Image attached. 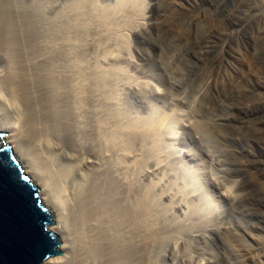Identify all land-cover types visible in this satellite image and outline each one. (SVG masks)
<instances>
[{
    "label": "bare ground",
    "instance_id": "obj_1",
    "mask_svg": "<svg viewBox=\"0 0 264 264\" xmlns=\"http://www.w3.org/2000/svg\"><path fill=\"white\" fill-rule=\"evenodd\" d=\"M74 1L68 3L69 5L66 6L67 8L61 12L58 7V0H0V132L5 133L2 138L3 145L14 147L17 157L22 161L27 176L41 190L45 207L52 211L57 218V222L52 227V231L62 234L63 244L58 247L60 255L51 256L43 264H154V250L156 249L154 248V242L157 241L155 237L158 239L159 237L158 235L156 236L158 232H156L157 229L155 228V213H153L155 211H153L152 202L157 199L152 198V194L150 193L152 190L149 191L151 187H148V190L146 189L147 191L145 189L139 190L137 182L127 177L125 166L122 164V158L127 150L125 149L126 151H123L122 141L128 138H125V134H128V136L133 134L134 137H140L138 134L139 131L142 127L147 129L150 125V122L148 123L147 120L155 117L157 113L153 114L151 112L153 114V116L149 114L151 117L144 114L146 116L143 117V119L145 118L144 121H139L142 117L136 121V117L134 116L133 118L135 120L128 119V121H125L124 117L121 115L122 108L120 109L119 103L115 102L116 97L114 101L111 97L112 95L108 96L105 94L107 91L110 92L111 89L104 92V87L106 86L104 76L107 75L106 73L108 71L105 73V71H102L103 69L101 70V67H99V69L98 66L92 64V56L89 55L88 49L90 45H94V49L101 51V53L100 51L97 53L102 54V57L105 58H107L106 55L110 54L111 56L113 52L117 54L118 52L115 53V50H119L124 44L123 42L126 39L124 36H126V33L131 32L134 28L136 30L137 26L143 25L144 27H153L154 25L161 24L166 16L169 15L166 13L164 16L160 11L161 17L158 16L159 11L157 8L161 9V7H158L157 2L154 3V11L145 22L141 1L120 0L121 2L118 1L119 3L114 5L110 4L111 6L109 4H107V6H105L106 4H97L94 0ZM176 1L178 2V0L174 2L176 3ZM187 1L192 3L195 0ZM171 3H173V1L169 2L170 6ZM207 3L205 4L207 5ZM248 3V6L245 3L244 8L240 0H233L231 4L226 5L224 10H222L223 8L221 9V13L218 10L220 17L217 16L218 18L210 19L212 22H208L207 19L204 18L206 19L204 20L205 23L207 21L208 23H213L212 27L213 25L217 26L213 27L217 28L216 32L218 28L224 27L225 24V27L228 26L231 28L230 31L232 30V34L242 35L244 43L241 46V53L244 57V61L242 60L240 63L241 66L242 64L244 66V73L237 75L233 79L229 78L226 82L222 83V86L229 89L228 94H226L225 90L223 92L217 88L218 76L225 66L224 60L221 58L219 61H217L218 59L215 61L208 57L201 60L202 58H200V68H197L199 64L196 68L199 69V71H197V78L201 84L196 91L193 102H197L199 109L203 107L206 110L210 109V107L204 104V100L207 96L209 97V95L222 107H226L228 102V104L234 102V108H236L235 114H238L240 118L238 122H240L242 126H250L257 138L256 144L259 145L258 147L263 152L264 157L263 115L259 111H254L257 103L254 102L255 99L252 100L250 98L251 96H249L250 93L252 95L256 93L260 94L257 96L261 98L262 103L264 102V78L262 80L264 74L262 76L261 73L258 72L259 70L254 66V62L259 61H255V59L259 56L257 55L259 53L257 48H259L260 45L256 48L255 45L257 44L252 40V37H256L257 39L259 37L264 39V37H262L263 35L261 36L259 27H257L258 29L256 28L257 30L253 29V34L250 35L252 32H249L250 34L246 33L245 26L247 25L245 23L242 24L241 21L234 20L235 16L246 13L247 11L252 19H263L264 2L263 4H259L256 0H251ZM211 4L213 5V3ZM172 10L174 11V9ZM207 10L209 11V9ZM198 19L199 17H197V15H195V17L188 16L187 23H197ZM184 21H186V19H184ZM208 23L207 27L209 26ZM260 24L263 23L261 22ZM195 25L194 27L198 29V24ZM97 26L99 27L97 28ZM186 27H188V25H186ZM202 27L205 28L204 25ZM248 27L249 26H247V28ZM119 30L122 31V34L124 32L125 35H119ZM211 30L213 29L211 28ZM85 31L86 33H84ZM214 31L212 34H215ZM183 32L181 33L182 35H184ZM209 32L211 31L209 30ZM88 33H91L92 36H103V42L109 40L111 42L109 45L113 43L114 49L111 46L113 52L107 43L104 44L103 42L98 43L96 40L94 41L90 34L89 36L91 39H89V36L87 37ZM261 33H264V31L262 30ZM188 34L190 36L191 33H187V35ZM84 38H88L87 42H85L86 40H84ZM183 38L179 37V40L182 39L183 41ZM201 39H199L200 42L197 40L198 43L196 47L202 52H208L211 46L217 51V47L214 48L216 45H218L219 50L221 49L224 54L231 49V43L227 42V39L220 41V37V42H215L218 43L216 45L213 44V42L216 41L214 38L212 39L213 41H204L203 39L205 38H203L202 41ZM263 39H261L262 42L264 41ZM185 41H187V39H185ZM125 42H128V40ZM177 42L178 39L176 40V45H178ZM90 49H92L91 46ZM89 51L92 52V50ZM197 51L198 50L195 52L197 53ZM198 52L200 53V51ZM196 56L199 57V54L194 55V57ZM114 58L112 59L115 60ZM261 71L264 73V70ZM108 73L112 74L113 71H109ZM177 73H179V71ZM116 78L117 77H115L114 80H116ZM169 78L170 83L178 88L179 86L173 81L172 77ZM250 80L255 81L258 89L257 91L250 92L248 90L247 82ZM144 82H148V80ZM107 104L112 105V110L109 109ZM217 108L218 107H216V109ZM219 109L220 108H218V110ZM179 110L178 108V111ZM228 110H230V108ZM228 110L226 113L225 111L222 112L223 114H216V112L214 113L213 111L211 116H205V119L198 117L194 120L192 116V119L187 121L185 125L197 131L200 129L198 124H206L210 130V135L206 139H200V141H203L205 154L212 157L214 156L213 158L216 157L217 160L219 159L226 166L241 168L245 171V176H249V181L252 180L255 187L260 190V193L261 191L264 192V160L262 164L253 165L250 159L239 157V149L235 143H239L240 138L242 139L243 137L236 134L237 128L231 125V120L233 116H235L233 113L234 110ZM161 113L163 116L166 114V111H161ZM187 115L188 114H186V117ZM160 116L161 114L151 121H156L157 117L160 121ZM238 116L236 117L238 118ZM147 117L149 118L146 120ZM164 117H162V119L164 118L165 121H162H164V125L167 124L168 126L169 123H166V120L169 119L170 116L168 115V118L167 115ZM169 120L171 121L172 118ZM162 121L159 122V124L161 123L159 126L162 125ZM152 124L154 126V123H151L150 127L153 128ZM176 124L177 123H174V125L171 126L172 130L170 132L168 131L171 129V124L168 126L170 129L167 128L168 131L165 129L167 131L166 134L168 133L170 142H174L176 138ZM209 124L219 129L214 130ZM145 125L146 128L144 127ZM228 127L230 128L229 130H227ZM164 128H166V126H164ZM150 129H147V131L150 132ZM154 129L151 131V133H153L151 138L154 136L155 130H157ZM232 130H235L234 133H230ZM238 130L240 129L238 128ZM144 131L145 130H143V132ZM147 131H145L143 138H145L146 134H149L146 133ZM140 134L142 135V133ZM251 134L253 135V133ZM156 136L157 139L155 141L159 143L158 135ZM151 138H149V140ZM153 138L151 141H153ZM250 138L247 140H250ZM138 140L137 137L136 141L138 142ZM145 140L147 141L146 138L144 141ZM125 141L126 140H124V142ZM159 144L161 145V143ZM130 145L134 147L133 144ZM167 145L168 144H166V148ZM171 145H173V143ZM152 146L154 147V144ZM162 146L164 147V145ZM200 146L202 148V143ZM138 147L139 146H137V148ZM141 147H143V145ZM173 148L174 147L171 149ZM156 150H158V148ZM197 150L199 149H196V151ZM129 152L131 153L132 151ZM150 154L148 153V155ZM169 158H171V156ZM143 160L145 161L146 159ZM133 161H137L136 157ZM144 161L142 162L143 164L145 163ZM134 164L136 165L137 163ZM130 165L132 166V164ZM138 168L139 166L137 169ZM132 169L134 170L135 168ZM139 169L141 170V168ZM199 169L201 170V168ZM245 173H243V176ZM128 175L130 174L128 173ZM243 176L242 174L238 175L237 178L235 174L232 176L233 178L229 176L231 177L229 179L232 185H227V183H229L228 180L224 183L227 186L220 185V188L221 190H229L232 200L246 208L245 205L249 204L248 202H250L253 197L248 187L251 182L248 185V181L246 180V184ZM132 179L135 180V178ZM192 179L193 178H191V180ZM176 183L174 185H176ZM190 184H194V181ZM188 186L190 187V185H187V187ZM184 187L181 186V189ZM182 193L185 195V192L182 191ZM175 195L177 194L175 193ZM176 197H178V195ZM174 201H176V198ZM252 205H254L253 201ZM255 205V207L262 212V215L258 214L257 216H264V204L258 203V205ZM209 208L210 207H208L206 211ZM248 208L249 207L246 209L248 210ZM210 210L212 211L211 208ZM207 212H209V210ZM207 212L206 215H209ZM198 213L201 214L202 210L201 212H197V214ZM197 214L195 217L199 219ZM200 214L198 215L201 216ZM205 216L202 218L203 221H199L200 223H195V220L194 223H190L188 227H193L196 230H204L205 226L211 227L214 225L221 234L227 247L229 246V250L231 247V251L234 252V254L232 252L231 254L235 258L239 257L241 261L246 264H264V239L261 235V233L264 234V229H262L260 225L253 226V229H256L258 232L254 235L249 231H241L239 224L235 223L230 217L218 220L217 223H214V219L205 220ZM171 228L172 227H170V229ZM160 229L162 228L160 227ZM175 230L176 227L174 228V231ZM172 231L171 229V232ZM176 231L178 232V230ZM247 236L255 243L257 242V246L252 247L247 245L244 241V239H247ZM173 239H176L174 235ZM191 259L193 260L194 258L191 256Z\"/></svg>",
    "mask_w": 264,
    "mask_h": 264
},
{
    "label": "rangeland",
    "instance_id": "obj_2",
    "mask_svg": "<svg viewBox=\"0 0 264 264\" xmlns=\"http://www.w3.org/2000/svg\"><path fill=\"white\" fill-rule=\"evenodd\" d=\"M71 1L73 2L74 0H58L59 10L61 12L64 11V9L67 8L66 6L69 5L68 3H71ZM85 1H87V0H85ZM94 1L97 4H102V5L106 4L105 6H107V4H109V5L113 4L114 5V4H118L119 2H121L120 0H94ZM135 1H137V2L141 1L142 2L141 3L143 6L142 12H143V17L145 18V22H146L147 18L150 17L152 12L154 11V3L155 2H157L158 7H161V9L157 8V10L159 11L158 16L161 17L160 11L162 12V14H164V16L167 13L169 16H166V18L164 19V21H166V20L167 21L166 22L163 21L161 24L154 25L155 27L154 26L153 27L152 26L151 27H144L143 25H141L139 27L137 26L136 30L134 28L131 32L126 33V36H124V37H126V39L124 38L125 39L123 42L124 44L122 45V47L119 48L120 51L115 50V53L118 52L117 54H114V52H113L114 45H113V43L111 45H109L111 43L109 40H107V42H103V36H101V37H98L96 35L92 36L91 33H88L87 37L90 34V36H92L94 41L96 40L98 43L103 42L104 44L107 43L108 46H110V49L112 46L113 49H111V50L113 53L111 54V56H110V54L106 55L107 58L102 57V54H100L101 51L94 49V47H95L94 45H90L92 47V49H90V46H89L88 52H89V55L92 56L91 57L92 64L98 66V68L101 67V70L103 69L102 71H105V73L107 71L108 72L113 71L112 74L107 72L106 73L107 75L104 76L105 85H106L104 87V92L111 89L110 92L107 91L108 93L105 92V94L108 96L112 95L111 97L113 99L116 97L115 98L116 101H115V99H114V101L116 103L117 102L119 103L120 109L122 108L121 109V115L124 117L125 121L126 120L128 121V119L129 120H131V119L135 120L133 118V116L136 117V121H138L137 119H140L141 117H142L141 118L142 120L140 119L139 121H144L145 118L143 119V117L145 115L149 116V114H151L153 116V114L157 113V115H155V117L156 116L159 117V115L161 114V116H160L161 120L160 121L157 119L158 117L156 118V121H153V122L151 120H154L155 117H152V119L147 120L149 117H151V115L146 118L148 123L150 122L149 123L150 125L148 126L147 129H150V128L151 129L149 132V131H147V129H144L142 127V129H141L142 131L140 130L138 133L140 135V137L137 136L139 139L138 142L140 141L139 143L136 141L137 137H134L133 134H130L131 136L130 135L128 136V134L127 135L125 134V138L126 137H128V138L123 139V141H122L123 142L122 143L123 144L122 145L123 151L125 152L127 150L125 152L123 158H122L123 159L122 164H123V166H125V171L127 173V177L130 180L137 182V184H138L137 187L139 186V190H142V189L148 190V187H151L149 190V191L152 190V192H150L152 194L151 196H152V198L157 199L156 201H153L154 204L152 202L153 211H155V212H153V213H155L154 214L155 228L158 230V231L156 230V232H158V233H156V236L158 235V237H159V239L157 237H155L157 239V241L154 242L155 246L153 244L154 248H156L154 250V264H246V263L242 262L239 257L235 258L231 254V252H232L231 247L229 250V248H228L229 246L227 247V245L225 244V242L222 239L221 234L219 233L218 229L214 227V225H212L211 227L205 226L204 230H202V229L196 230L193 227H188L189 224L190 223L193 224L195 220H196L195 223L196 222L200 223L201 221H203L202 218H204V216L206 215V212L209 210V212H212V213L207 212V214H209V215H206L208 218L205 216V220H207V219L210 220L212 218V219H214V223H217L218 220H222V219H225L227 217H230L235 223L239 224V228L241 231L242 230L249 231L254 235H256L258 232L256 229H253V226L260 225L262 227V229H264V216H257L258 214L262 215V212H260V210L257 209V207H255L256 206L255 204H257V205H258V203L264 204V192L261 191V193H260V190L257 187H255V185L253 184L251 179H250L251 181H249V176L248 177L245 176L246 173L241 168H237L236 166H226V165H224V163L222 161H220L219 159L217 160L216 157H215L216 158L215 159V158H213L214 156L212 157V156H208L205 154L202 140L208 138V136L210 135V130L206 124H204V123L198 124L200 129L197 131H195L194 128H191L189 126L186 127V125H185V124H187V121L191 120L192 118H194V120H196V118H198V117L205 119V116L206 117L211 116L213 111H214V113L216 112V114L217 113L223 114L222 112L225 111V113H226L227 110L230 108V110H228V111L234 110L233 113L235 114L236 108H234V106H235L234 102L233 103L230 102L231 104H228L229 103L228 102L226 107H222V106H219L218 103H216L217 101L215 102V100H213L210 95H209V97L212 100H210L208 96L204 100V102H205L204 104H206L207 107H210V109H208V110L204 109L203 107L199 109L197 102L196 103L193 102V98H195L196 91L201 84L197 78V71H199V69H197V68H200V62H201V61L199 62L200 58H202L201 60H203V58L205 59L206 57L212 58L215 61L217 59H218L217 61H219L221 58H222V60H224L225 66H224L223 70L221 71V74L218 76L217 88H218V90H221L223 92L225 90L226 94H228L229 89L227 87L222 86V83L226 82V80H228L229 78L233 79L237 75L244 73V66H243V64L241 66V63H240L242 60L244 61V57L242 56V53H241L242 52L241 46L244 43V39L242 38V35L232 34V30L230 31L231 28L228 26L225 27V24H224V27H221L220 29L218 28V31L216 32L217 28H213L216 25L215 26L213 25V27H212L213 23H208V22H212L210 19L220 17L219 11L221 13V11L226 8V5L231 4L233 0H206V1L205 0H195L192 3H189L187 0H182V1L178 0V2L176 1V3L174 2L175 0H135ZM170 1H173V3H174V4L171 3V6L169 4ZM180 1L182 4L180 3ZM207 1L210 4H208ZM237 1H239V0H237ZM240 1H241V4H243V6L245 8V3L248 6L249 5L248 2H250L251 0H249V1L248 0H240ZM256 1L259 4H261V3L263 4V2H264V0H256ZM205 3H207V5ZM211 3H213V5ZM210 5H212V6H210ZM181 6H182V8H181ZM212 7H215V8H212ZM171 8L174 9V11ZM207 9H209V11ZM192 12H193V14H192ZM202 12H203V14H202ZM246 13L239 14L238 16H235L234 20L241 21L242 24L245 23L247 26H249L248 28H247V26H245L246 28L245 27L244 28L246 29L247 34H250L249 32H252L250 35L253 34V31H252L253 29L255 30L257 27H259L260 34H261V36L263 35L262 37H264V33H261L262 30L264 31V27H263L264 26V18L263 19L260 18V20L259 19H252L249 16L248 11ZM195 15H197V17H199V19H198L199 23L197 22V23L191 24L188 22L189 23L188 24L187 23L188 16L195 17ZM204 18H206L208 22L206 21V23H205L204 20H206V19H204ZM208 18L210 21L208 20ZM184 19H186V21H184ZM182 20L184 21V23ZM259 22L260 23L262 22L263 24H260ZM207 23L209 25L208 27H207ZM185 24L188 25V27H186ZM195 24H198L197 25L199 27L198 29L196 27H194ZM189 25H190V27H189ZM203 25L205 26V28L202 27ZM173 26H175V27H173ZM98 27L99 26H97V28ZM209 27H211L213 30H211V28H209ZM183 30H184V32H183ZM209 30L211 32H209ZM213 31L215 32V34L214 33L212 34ZM119 32H120L119 35H121L122 31L119 30ZM182 32L184 35L181 34ZM84 33H86V31ZM187 33H191L190 36H189V34L187 35ZM123 34L125 35L124 32H123ZM123 34H122V36H123ZM208 34H209V36H208ZM90 36H89V39H91ZM182 36L185 38H183ZM179 37L183 38L184 40L183 41H182V39L179 40ZM220 37H221L220 41H222V40L224 41L227 39L226 41L231 43L230 44L231 49L229 51H227L225 54L222 53L223 51H221V49L219 50L218 45H216L218 43H215V42H220L219 41ZM201 38L202 39L205 38V39H203L204 41L205 40L213 41L212 39L214 38V40H216V41H214L213 44L216 45V46L214 45L215 46L214 48L217 47L216 48L217 51L213 49V46L209 47L211 52H210V50H208V52L204 51L205 52L204 53L201 50H199L196 47V45L198 43L197 40H199ZM231 38H232V40H231ZM255 38L252 37V40L255 44H257V45H255L256 48L260 45L259 48H257L259 50L260 54L259 53L257 54L259 56H257L258 58L256 57L255 61L259 60L260 62L259 61L254 62V64H255L254 66L259 70L258 72L261 73V75L263 76L264 73H262L261 70H264V57H263L264 56V44H263L264 41L262 42V40H261L263 38H260V37L258 39L257 38L255 39ZM177 39H178V42H177L178 45H176ZM185 39H187V41H185ZM84 40H86L85 42H87L88 38L87 39L84 38ZM126 40H128V42H125ZM108 41H109V43H108ZM199 42H200V40H199ZM232 42H234V43H232ZM261 42H262V44H261ZM127 43H129V44H127ZM180 44H181V46H180ZM211 48L213 49V51ZM195 49L200 51L201 55L198 51L196 53ZM89 50H92V52ZM192 50H195V51H192ZM98 51H100V53H99L100 56L97 53ZM194 52H195V54H194ZM196 54H199V57L196 56L198 58L194 57V55H196ZM205 55H207V56H205ZM98 56H99V58H98ZM114 56H115V58H114ZM217 56H218V58H217ZM111 57L114 58L115 60H113ZM100 58L101 59L103 58V59L101 60ZM111 59H112V61H111ZM100 63L103 65H101ZM99 64H100V66H99ZM198 64H199V67L196 68V66H198ZM116 70H119V71H116ZM114 71H116V72H114ZM178 71L180 74L177 73ZM117 72H119V73H117ZM115 77H117L116 80H114ZM169 77H172L173 81L179 86L178 88H176L174 85H172V83H170ZM109 78H111V79H109ZM123 78H124V80H123ZM263 78H264V76L262 77V80H263ZM146 80H148V82H144ZM119 81H121V82H119ZM250 81L247 82L248 90L250 92L251 91L252 92L257 91L258 89H257L255 81L254 80H250ZM263 82H264V80H263ZM107 83H108V85H107ZM140 84H141V86H140ZM210 94H213V93H210ZM257 95L259 96L260 94L256 93V94L252 95L250 93L249 96H251L250 98L252 100L255 99L254 102L257 103V106L255 107L254 111L256 110V111L261 112V114L263 115V120H264V102L262 103L261 98L258 97ZM107 105L109 106V109L112 110V105L111 104H107ZM110 105H111V108H110ZM211 105H212V107H211ZM216 107H218L220 109L218 110V108L216 109ZM178 108L180 109L179 111H178ZM156 110H158L159 112ZM163 110L166 111V114L163 113L164 115L162 116L161 111L165 112ZM174 110H175V112H174ZM147 111L150 113H148ZM129 112H131V113H129ZM138 113H139V115H138ZM173 113H175V114H173ZM176 113H177V115H176ZM128 114L131 118L128 116ZM181 114H183V115H181ZM186 114H188V115L190 114L191 116L187 115V117H186ZM166 115H167V118L169 115L170 116L169 119L172 118V120H173V121L172 120L170 121L169 119L166 120V123H169L168 126L171 124L170 125V127H171L174 125V123H177L175 125L177 135H176V138L174 139V142H170V140L168 139V133L166 134V132L168 131L167 130L168 126H167V124L164 125V123H163L165 121L164 118H166L164 116H166ZM236 116H238V114L237 115L235 114V116H233V118L231 120V125L234 128H237L236 129L237 131L235 133L239 134L240 137H243L242 139L239 137L240 142L235 143V145L239 149V157L250 159L252 161L253 165L262 164L263 160H264L263 152L259 149V147H258L259 145L256 144L257 138H256L254 132L251 130L250 126H242V124L240 122H238V120L240 121L239 116H238V118ZM162 117H164V118L162 119ZM180 118H182V119H180ZM178 119H180V120H178ZM162 120H164V121H162ZM161 121H162L161 126L163 128H164V126H166V128L163 129L161 126H159L161 124V123L159 124V122H161ZM174 121H176V122H174ZM185 121H186V123H185ZM170 122H172V123L174 122V123L172 124ZM151 123H154L155 129H157V130L154 129L153 124H152L153 128L150 127ZM181 123L185 126V128ZM146 125L144 126L145 128H146ZM156 126L157 127L159 126L160 128L158 127L159 128L158 129ZM209 126L211 128H213L214 130L219 129V128H214V126H212V124H209ZM170 127L168 129H170ZM238 128L240 130H238ZM152 129L155 130V132L153 130V132H154L153 137H156V138L152 137L153 141L156 142L155 141L157 139L156 135H158V140H159V143H161V145L159 143H157L158 141L156 142L157 145H156V143L151 141L152 140L151 136L153 134V133H151ZM229 129L230 128L228 127L227 130H229ZM143 130L147 131L146 133L150 134V135L149 134L145 135V138L147 139V141L146 140L144 141L145 138H143V135L145 134V131L143 132ZM171 130H172V127L168 132H170ZM232 131L230 133H234L235 130H232ZM240 131L242 134L240 133ZM140 133H142V135ZM251 133H253V135ZM243 134H244V136H243ZM141 136H142V138H141ZM133 137H134V139H133ZM130 138H132V139H130ZM149 138H151V139L149 140ZM248 138H250V140L253 139L252 140L253 142L250 140H247ZM127 139H128V141H127ZM200 139H202V140L200 141ZM124 140H126V141L124 142ZM164 140H165V142H164ZM249 141H250L251 146L249 145ZM136 142L138 143V145ZM125 143H127V144L129 143L128 145L133 144L134 147L132 145H130V146H132V147H130ZM150 143H152V144H150ZM172 143H173V145H171ZM199 143H200V145L202 143V148L199 145ZM153 144H154V147L152 146ZM166 144H168L167 148H166ZM142 145H143V147H141ZM162 145H164V147ZM137 146H139V147L137 148ZM127 147H129V148H127ZM172 147H174V148L171 149ZM157 148H158V150H156ZM168 148H169V150H168ZM128 149H130V150H128ZM133 149L136 152V155H135V152L133 151ZM196 149H199V150H197L198 152L196 151ZM140 150H142V151H140ZM147 150H148V152H147ZM155 150L157 151V153ZM129 151H132V152L130 153ZM165 152H167V153H165ZM148 153L149 154L151 153V154L148 155ZM170 156H171V158H169ZM172 156H173V158H172ZM135 157H136L137 161H133V160H135ZM143 159H146V160L144 161ZM124 160H125V162H124ZM143 161L145 162L144 164L142 163ZM134 163H137V164L135 165ZM130 164H132V166ZM140 164H141V166H140ZM189 165L191 168L189 167ZM128 166H129V169H128ZM138 166H139V168H141V170L139 168L137 169ZM132 168H135V169L133 170ZM199 168H201V170ZM126 169H128V170H126ZM176 170H179V171H176ZM136 171H137V173H136ZM172 172H174V173H172ZM128 173L130 175H128ZM243 173H245L244 176H243ZM234 174L236 175V178L238 177V175L242 174L246 184L248 181V185L251 182V184L248 187L250 189L251 196L253 197L252 198L253 200L251 199V201H250L251 203L248 202L249 204L245 205L246 208L249 207L248 210L246 208L242 207L241 205H239L238 203H236L234 200H232L229 190H221V188H220V185L221 186H223V185L227 186L228 184L232 185V183H230L231 181L229 178L234 176ZM185 175H187V176H185ZM229 176H231V177H229ZM132 178H135V180ZM191 178H193V179L191 180ZM228 180H229V183H227V185L224 184ZM193 181H194V184L191 185L190 183H193ZM156 182H157V185H156ZM174 182L175 183L177 182L176 185H174L175 184ZM185 183H187V184H185ZM184 185H185V187H184ZM187 185H190V187L189 186L187 187ZM251 185L254 187H252ZM168 186H170V187H168ZM181 186H183L184 188L181 189ZM178 188H180L181 190ZM183 189H185V190H183ZM182 191L185 192V195H184V193H182ZM153 192H154V194H153ZM174 192L178 195V197H176L177 195H175ZM206 196H208V197H206ZM175 198H176V201H174ZM200 199H202V200H200ZM252 201L254 202V205H252ZM198 207H199V209L202 210V213L201 214L198 213V214H200L201 216L203 214H205L202 217L197 214V212H201V210H199ZM208 207H210L212 209V211L210 210V208L206 211V209ZM196 210H199V211H196ZM204 211H206V212H204ZM195 213L197 214L199 219H197V217H195L196 216ZM210 215H211V217H210ZM200 218H201V220H200ZM190 220H191V222H190ZM174 226L176 227V230H178V232L176 230L174 231V228H175ZM160 227L162 229H160ZM163 227H165V228H163ZM170 227H172L171 228L173 230L172 232H171ZM165 229H166V231H165ZM179 230H180V232H179ZM167 233H168V235H167ZM171 233L172 234L175 233L173 235L175 236L176 239H173V235ZM178 233H180V234H178ZM162 235H164V236H162ZM261 235H262V238L264 239V234L261 233ZM160 237H162V238H160ZM246 238L247 239H244V241L247 243V245L252 246V247L257 246V242L255 243L252 239H250L249 236H247ZM232 253L234 254V252H232ZM191 256L194 259L196 257L195 261H194V259L193 260L191 259Z\"/></svg>",
    "mask_w": 264,
    "mask_h": 264
},
{
    "label": "water",
    "instance_id": "obj_3",
    "mask_svg": "<svg viewBox=\"0 0 264 264\" xmlns=\"http://www.w3.org/2000/svg\"><path fill=\"white\" fill-rule=\"evenodd\" d=\"M0 132V264H43L60 255L62 234L53 232L55 214L27 176L14 147Z\"/></svg>",
    "mask_w": 264,
    "mask_h": 264
}]
</instances>
